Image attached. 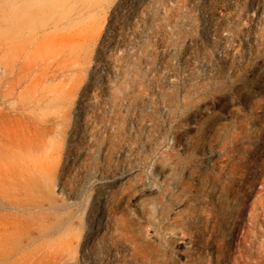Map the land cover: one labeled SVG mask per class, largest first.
Masks as SVG:
<instances>
[{
  "label": "rangeland",
  "instance_id": "1",
  "mask_svg": "<svg viewBox=\"0 0 264 264\" xmlns=\"http://www.w3.org/2000/svg\"><path fill=\"white\" fill-rule=\"evenodd\" d=\"M0 264H264V0H0Z\"/></svg>",
  "mask_w": 264,
  "mask_h": 264
},
{
  "label": "bare ground",
  "instance_id": "2",
  "mask_svg": "<svg viewBox=\"0 0 264 264\" xmlns=\"http://www.w3.org/2000/svg\"><path fill=\"white\" fill-rule=\"evenodd\" d=\"M29 142H30V141H29V138H28V139H27V142H26V143H28L27 145H29ZM18 146H19V143H18ZM18 165H19L20 167L22 166L21 163H18ZM19 172H20V171H19ZM19 172L17 173L18 176H20V173H19ZM95 215H96V214H95ZM93 216H94V215H93ZM90 217H91V216H90ZM94 218H95V217H94ZM97 220H98V219H97ZM88 221H89V220H88ZM90 221H91V220H90ZM91 223H92V221H91ZM84 245H85V244H84ZM84 245H83V246H84Z\"/></svg>",
  "mask_w": 264,
  "mask_h": 264
}]
</instances>
